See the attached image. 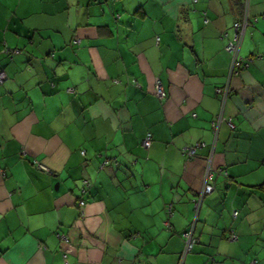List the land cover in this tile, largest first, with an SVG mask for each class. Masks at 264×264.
<instances>
[{
  "label": "crops",
  "instance_id": "1",
  "mask_svg": "<svg viewBox=\"0 0 264 264\" xmlns=\"http://www.w3.org/2000/svg\"><path fill=\"white\" fill-rule=\"evenodd\" d=\"M0 69V264H264V0H0Z\"/></svg>",
  "mask_w": 264,
  "mask_h": 264
},
{
  "label": "built area",
  "instance_id": "2",
  "mask_svg": "<svg viewBox=\"0 0 264 264\" xmlns=\"http://www.w3.org/2000/svg\"><path fill=\"white\" fill-rule=\"evenodd\" d=\"M245 5H246V2H245ZM246 13L247 12L245 10V13H244L245 17L242 20L235 21L233 23V27H234L233 37L231 40H229L228 43H226V45L224 47L225 50H227L232 55V60H231L229 72H228L229 77L233 74L239 73V71L242 68L247 67L249 64V61H250L248 58H243L238 54L239 44L241 42V38L243 35L244 28L249 23ZM4 77H5V73L2 69H0V81H2L4 79ZM154 89H155L154 94L158 98H164L166 96L165 91L162 88L161 83H160V81H158V79L154 83ZM66 90L69 92V91H72V88H67ZM228 90L229 89H228L227 85H225L222 88H217L216 92L219 93L221 96V99L224 100L227 96ZM221 120H222L221 116L219 117V115H217L216 118H214L213 121H211V124L213 127H215V130L217 129ZM227 123L230 125L229 120L227 121ZM151 139H152L151 134L149 132L145 133L144 137L141 140V145L144 148H148L150 143H151ZM200 145H201V143H197L194 146L185 147L181 151L187 158H192L195 155L196 148ZM33 162L35 163L36 161H33ZM35 166L41 170L49 172V171H47V168L42 166L40 163H36ZM217 172H220V169L214 170V169L210 168L208 163H206L204 175H203V180H202L203 185H202V188L196 193V198L194 199V202H193V208H194L195 214H197V211L200 207V203H201L202 198L212 191V189H213L212 183H213V179H214V174ZM83 182L85 185H87L86 181H83ZM83 191H84V189L82 188L81 192L83 193ZM76 206L79 209V216L82 217V212H83V207H84L83 199L79 198L78 201L76 202ZM233 215H236V211L233 212ZM194 222H195V219H193L192 222L190 223V227L187 230L183 231V233H182V237H183L182 240H183L184 244H183L182 255L180 256L177 264H183L185 255L191 249V246H192L193 241H194L192 238ZM61 238H63V237L61 236ZM231 238L235 239L236 235L231 234ZM63 264H67V261L64 260Z\"/></svg>",
  "mask_w": 264,
  "mask_h": 264
},
{
  "label": "trees",
  "instance_id": "3",
  "mask_svg": "<svg viewBox=\"0 0 264 264\" xmlns=\"http://www.w3.org/2000/svg\"><path fill=\"white\" fill-rule=\"evenodd\" d=\"M245 4L244 3H241V5H240V12H241V17H240V19H238L237 21H240V20H242L244 17H245V15H244V12H245ZM248 18V17H247ZM248 21L250 22V18H248ZM6 52H9V53H11V52H13V51H15L14 49L12 50V49H6L5 50ZM222 88V87H221ZM73 90V89H72ZM216 94H218L219 95V97H221L220 96V94L219 93H216ZM150 133V132H149ZM151 134V133H150ZM152 138V137H151ZM152 140V139H151ZM109 162V158L107 157V156H103L102 157V161H101V163H100V167H103L104 165H106L107 163ZM220 170H221V168H220ZM222 171V170H221ZM223 175H224V177L228 180V178H227V173L225 172V171H222L221 172ZM83 181H86L87 182V185H85L84 184V182ZM83 181H82V186L79 188V190H80V193H81V195L82 194H84L86 191H87V188L89 187V182H88V180L87 179H83ZM213 181H214V179H213ZM228 182H230V181H228ZM212 185H213V183H212ZM84 189V191H83V193L81 192V189ZM212 191H213V189H212ZM211 191V192H212ZM79 198H81L82 199V197L80 196V197H78L77 198V201H78V199ZM83 201H84V199H83ZM201 204V203H200ZM234 216H236V215H234ZM190 227V224L187 226V228H186V230L188 229ZM194 229V228H193ZM192 238H193V244H192V246H191V249H190V251L192 250V247H193V245L195 244V243H197L198 241H196V238H195V236L193 237V232H192ZM189 251V252H190ZM188 252V253H189ZM187 253V254H188ZM183 264H184V262H183Z\"/></svg>",
  "mask_w": 264,
  "mask_h": 264
},
{
  "label": "rangeland",
  "instance_id": "4",
  "mask_svg": "<svg viewBox=\"0 0 264 264\" xmlns=\"http://www.w3.org/2000/svg\"><path fill=\"white\" fill-rule=\"evenodd\" d=\"M233 34H234V27H233ZM233 37V36H232ZM229 42V40L227 41V43Z\"/></svg>",
  "mask_w": 264,
  "mask_h": 264
}]
</instances>
